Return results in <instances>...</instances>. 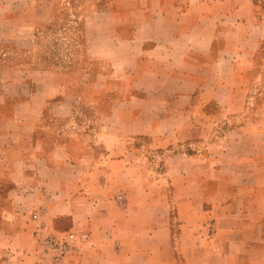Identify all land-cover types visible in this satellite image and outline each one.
<instances>
[{"label":"crops","instance_id":"1","mask_svg":"<svg viewBox=\"0 0 264 264\" xmlns=\"http://www.w3.org/2000/svg\"><path fill=\"white\" fill-rule=\"evenodd\" d=\"M63 2L0 0V43ZM81 7L83 126L74 72L0 62V264H264V0Z\"/></svg>","mask_w":264,"mask_h":264},{"label":"rangeland","instance_id":"2","mask_svg":"<svg viewBox=\"0 0 264 264\" xmlns=\"http://www.w3.org/2000/svg\"><path fill=\"white\" fill-rule=\"evenodd\" d=\"M84 1L69 0L68 3L64 0L61 8L54 11V18L48 23L37 26L29 35L0 43V62L50 66L64 72H74L71 79L72 85L74 91L78 92L82 98L72 114L78 120L79 126H83L88 115H96L94 109L87 105V96L84 94L85 84L90 80L89 67L91 66L85 39L82 36V15L80 14L83 13L81 6ZM196 261L190 258L191 264H197ZM179 264H187L185 257L179 260Z\"/></svg>","mask_w":264,"mask_h":264},{"label":"built area","instance_id":"3","mask_svg":"<svg viewBox=\"0 0 264 264\" xmlns=\"http://www.w3.org/2000/svg\"><path fill=\"white\" fill-rule=\"evenodd\" d=\"M33 217L35 218L36 215L34 214ZM78 238L86 239V232L76 234L73 231H69L62 236L50 234L43 238L42 243L46 248L56 250L57 254L63 255L69 251V246Z\"/></svg>","mask_w":264,"mask_h":264}]
</instances>
